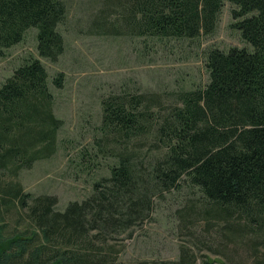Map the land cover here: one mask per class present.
<instances>
[{
	"label": "trees",
	"instance_id": "1",
	"mask_svg": "<svg viewBox=\"0 0 264 264\" xmlns=\"http://www.w3.org/2000/svg\"><path fill=\"white\" fill-rule=\"evenodd\" d=\"M225 2L233 6L229 28L244 45L208 49L207 83L168 92V104L146 92L102 98L94 154L114 160L109 177L63 211L56 197L25 192L16 180L57 149L63 122L47 71L31 57L6 78L0 175L11 181L0 183V264H112L96 244L143 223L156 198L181 192L187 196L176 214L184 229L203 221L227 238L219 246L233 245L231 257L218 248L228 264H264V0H102L91 30L143 42L196 41L214 33ZM67 12L64 0H0V54L34 29L39 56L56 61ZM61 76L52 80L56 87ZM8 216L18 226L10 234ZM246 236L253 247L243 249ZM237 248L250 256H237ZM159 264L212 263L180 246L175 260Z\"/></svg>",
	"mask_w": 264,
	"mask_h": 264
},
{
	"label": "rangeland",
	"instance_id": "2",
	"mask_svg": "<svg viewBox=\"0 0 264 264\" xmlns=\"http://www.w3.org/2000/svg\"><path fill=\"white\" fill-rule=\"evenodd\" d=\"M64 2L68 9L67 17L58 30L63 36L65 49L56 61L39 56L34 29L28 30L19 44L0 54V85L17 66L31 57L38 59L47 71L49 88L54 95L53 110L63 122L57 137V149L50 158L20 172L16 180L25 192L56 197L58 211H63L70 202L86 199L92 194L94 182L109 177V165L114 160L101 155L95 157L94 154L102 98L122 91L146 92L162 95L161 102L168 104L171 101L168 92L207 83L205 54L208 49L226 50L244 45L238 34L229 28L233 6L228 2L224 3L211 36H203L196 41L160 42L93 34L92 22L102 0ZM97 2L98 6H95ZM114 17L108 16V23ZM58 74H62L60 87L52 83ZM82 152L85 155L81 158ZM9 181L8 177L0 175L1 184ZM185 195L181 192L156 198L153 212L143 223L125 232L106 236V242L96 244V248L109 255L112 264L172 261L178 257L180 246L191 247L199 263L206 259L212 264H220L224 260L228 264L218 248H223L224 253L231 257L227 251L232 250L233 245L219 246L221 238L223 242L228 240L217 236L219 232L215 228L208 232L203 221H198L190 230L181 225L176 210ZM195 198L193 196L194 201ZM15 222V216L6 217L7 234L18 227ZM244 239L240 247H253L247 242L249 236ZM237 249V256L244 257L241 248ZM250 253L247 251L245 258Z\"/></svg>",
	"mask_w": 264,
	"mask_h": 264
}]
</instances>
